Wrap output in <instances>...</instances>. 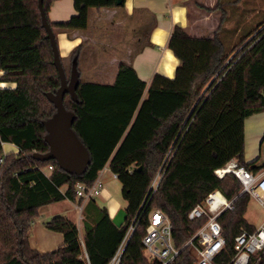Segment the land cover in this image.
<instances>
[{
    "label": "trees",
    "instance_id": "trees-1",
    "mask_svg": "<svg viewBox=\"0 0 264 264\" xmlns=\"http://www.w3.org/2000/svg\"><path fill=\"white\" fill-rule=\"evenodd\" d=\"M53 1L43 0V8L56 41L57 31L86 29L90 8L124 4L73 0L75 13L53 22L48 18ZM219 7L218 2L205 9ZM221 14L222 20L223 8ZM256 28L227 45L220 24L212 37L192 36L174 24L167 46L179 63L172 77L155 73L147 84L125 62L118 65L113 82L78 77L75 97L65 93L63 104L73 112L71 128L89 160L81 170H65L55 159L32 157L49 149L45 122L56 108L47 93L60 83L38 1L0 0V80L15 82L0 87V264H106L136 215L120 264H148L141 254L142 239L154 208L168 216L173 244L180 248L169 264H194V247L187 242L204 218L190 219L188 212L216 188L235 197L234 208L218 217L225 244L213 258L214 264H227L234 237L242 228L256 226L244 216L250 195L240 192L236 176L218 178L213 171L232 157L254 173L264 169V163L243 158L244 121L264 110V26ZM80 46L71 51L70 64L77 66ZM4 142L18 150L4 153ZM106 164L121 183L125 221L115 225L108 207L91 197L83 204L80 228L62 214L44 221L62 233L61 245L45 253L32 248L29 236L40 206L63 199L80 202L77 182L92 184ZM160 169L158 186L143 203ZM256 264H264V254Z\"/></svg>",
    "mask_w": 264,
    "mask_h": 264
},
{
    "label": "crops",
    "instance_id": "crops-1",
    "mask_svg": "<svg viewBox=\"0 0 264 264\" xmlns=\"http://www.w3.org/2000/svg\"><path fill=\"white\" fill-rule=\"evenodd\" d=\"M214 2L215 0H124L121 7L125 8L128 14L133 13L140 23L147 24L148 29L145 30L146 37L142 35L138 38L140 45L136 46L138 49L132 54V58L128 59L126 56L122 58L123 62L131 63L137 75L145 80L147 84L155 73L172 77L179 63L178 58L167 46L173 25H181L192 36L212 37L216 29L215 10L205 8L214 7L216 5H214ZM118 7L95 8L96 24L102 25L106 22L105 18L111 19L112 24H121L124 17L118 13ZM74 13L73 0H54L48 10V18L53 22L64 21ZM141 31L143 32V30ZM79 32L78 29L56 32L59 46L62 47L61 52L65 53L80 44L84 39V35ZM2 72L0 70V74ZM14 86L15 82L13 81L0 80V87ZM251 137L261 138L264 142V110L246 117L244 121V149L246 142ZM5 144H9L5 153L18 150L16 145L8 142L2 143L3 149ZM248 153L249 151L245 152L244 155L243 152V158L246 162L249 159L247 157ZM253 160H256L255 164L257 165L263 164L264 156L257 155ZM101 172L102 170L99 171V174ZM62 189H65V186H62ZM106 199V196L102 193L98 198V202L104 203L108 207L110 216H113L120 207H125V204L120 206ZM62 202L64 203L58 201L40 206L38 216L32 223L29 236V244L32 248L45 253L56 249L63 243L64 239L61 232L48 229L44 225V221L55 214L65 215L75 221L79 228L81 227L76 209L77 202L69 199H63Z\"/></svg>",
    "mask_w": 264,
    "mask_h": 264
},
{
    "label": "rangeland",
    "instance_id": "rangeland-1",
    "mask_svg": "<svg viewBox=\"0 0 264 264\" xmlns=\"http://www.w3.org/2000/svg\"><path fill=\"white\" fill-rule=\"evenodd\" d=\"M218 2L220 7L213 9L215 10V28L220 24L221 35L226 40L227 45L237 42L240 37L242 38L247 32L254 30L256 27L260 29L264 26V0H215L214 5ZM222 8L224 16L221 20ZM117 9L118 13L124 17L123 22L118 25L112 24L113 21L109 18H103L106 22L97 25L95 22L96 9H89L88 27L79 32L84 35V39L80 42L81 46L77 57L78 77L81 80L113 82L118 65L123 62L122 58L127 56L128 59H131L132 54L137 51V47L140 45L138 38L142 35L146 37L147 24L140 23L133 13L128 14L125 8L119 6ZM250 37L251 35L248 36V39ZM57 45L68 78L71 70V51L73 49L65 53L61 52L62 47L59 46L58 38ZM8 145H4V153L8 149ZM247 151H249L247 162L252 161L257 155L264 156V142L261 138L251 137L246 142L244 155ZM99 180L102 191L95 197L97 201L103 193L107 198L106 200L123 206L125 200L121 194V183L118 178L113 176L109 168L100 173ZM59 201L61 203L65 202ZM81 204L82 201L77 202L76 205L79 219H81ZM101 204L105 205L104 203ZM244 216L249 223L258 226L264 220V206L253 197H250ZM192 245L194 247L195 244ZM193 249L195 256H197L195 247Z\"/></svg>",
    "mask_w": 264,
    "mask_h": 264
},
{
    "label": "built area",
    "instance_id": "built-area-1",
    "mask_svg": "<svg viewBox=\"0 0 264 264\" xmlns=\"http://www.w3.org/2000/svg\"><path fill=\"white\" fill-rule=\"evenodd\" d=\"M51 167L49 165L48 169ZM107 168L106 164L101 170ZM213 172L218 178L232 173L241 184L240 192H247L250 197L264 206V169L254 173L240 163L236 157H232L224 165L215 168ZM162 175L163 171L160 169L151 181L143 203L153 195ZM113 176L117 177L115 173ZM99 179L100 174L98 173L90 185L77 182L76 195L82 199L81 208L85 201L101 193L102 186ZM234 199L235 197L231 199L226 197L220 189L216 188L208 192L203 200L197 202L189 210L188 217L190 219L204 218L203 223L187 242L195 244L197 256L194 264H214V256L225 244L218 217L223 211L234 208ZM136 224L137 215L131 220L125 236L106 264H120L124 247ZM193 239L196 240V243ZM142 243L141 254L148 264H169L179 253L180 248L175 247L172 241L171 222L160 208H154L149 212V222ZM263 254L264 220L252 231L242 228L240 233L234 237V254L227 264H256Z\"/></svg>",
    "mask_w": 264,
    "mask_h": 264
},
{
    "label": "water",
    "instance_id": "water-1",
    "mask_svg": "<svg viewBox=\"0 0 264 264\" xmlns=\"http://www.w3.org/2000/svg\"><path fill=\"white\" fill-rule=\"evenodd\" d=\"M37 1L41 15V24L45 28L46 37L51 44L53 64L57 69L60 83L55 92L47 93L48 99L54 103L56 108V113L45 122L47 129L45 139L49 144V149L43 153L33 152L32 157L38 160L55 159L65 170H81L87 164L89 154L86 147L71 128L73 112L67 110L63 104L65 93H69L75 97V87L79 81L77 66L75 62H72L70 75L67 78L54 32L43 8V0ZM120 2L121 0H117L118 4ZM126 216L125 208L120 207L111 216V220L115 225L120 226L125 221ZM82 232H84V229H82Z\"/></svg>",
    "mask_w": 264,
    "mask_h": 264
}]
</instances>
